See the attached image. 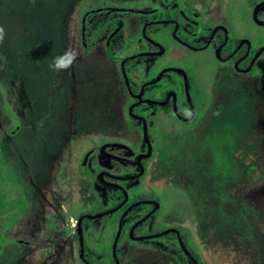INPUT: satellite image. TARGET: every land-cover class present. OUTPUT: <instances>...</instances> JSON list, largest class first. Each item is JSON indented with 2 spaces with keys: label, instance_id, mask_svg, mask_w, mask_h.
Here are the masks:
<instances>
[{
  "label": "rangeland",
  "instance_id": "1",
  "mask_svg": "<svg viewBox=\"0 0 264 264\" xmlns=\"http://www.w3.org/2000/svg\"><path fill=\"white\" fill-rule=\"evenodd\" d=\"M72 1L0 0V25L7 32V38L0 45V264H83L76 237L79 214L65 210H61L58 217L53 214L49 206V177L42 181L35 179L38 189L27 194V201L24 198L27 218L21 214L24 204L19 199L20 186L4 172V167L10 168L15 175L13 167L18 168L21 153L37 162L38 171L47 173L48 150H54L57 142L64 140L67 141V157L74 155L76 160H82L92 149L85 147L87 143H101L98 137L101 133L97 130L100 121H96L95 132L80 124L82 118L91 119L88 110L98 108L99 100L106 111L100 123L105 120L102 135L107 142H121L117 145L121 147L122 142L128 141V152L145 147L141 154L147 152V155L154 145L146 122L135 121L131 111L129 115L133 120L127 114L128 98L138 91V85L132 66L123 59L134 53L125 52L120 58V51H116L111 57L109 54L100 58L92 56L78 63L71 72L73 85L71 81L65 85L67 70L61 71L63 75L50 70L53 57L70 49L79 50L77 32L83 24L77 16L81 11L76 13L75 9L79 4L88 7L91 3L74 0V8ZM152 1L108 3L121 8L124 18L130 17L128 14L139 17L136 34L130 35L126 43L137 41L140 50L161 54L157 45L148 43L158 40L150 27L146 29L149 20L147 24L141 22L156 16L148 12V3ZM242 2L222 0L223 7L228 5L230 19L246 11L249 13L244 23L250 24L249 31L254 22L264 26V22L258 21L257 7L251 8L257 2L248 3L250 5ZM140 10L142 14L136 13ZM119 15L116 17H121ZM130 32L125 29L122 34ZM242 38L240 36L239 40ZM250 39L253 44L254 37ZM262 47L254 49L259 50L258 56H264ZM168 66L174 71H168L167 76L176 73L182 79L187 90L184 98L190 101L185 110L192 111L194 117V107L198 110L205 101L196 99L195 95L192 98L189 93L190 74L177 63ZM258 68L244 78L236 75L220 78L215 102L217 111L205 117L196 113L194 120L203 118L199 125L184 124L171 113L167 136L164 119L158 117L159 114L148 117L151 134L158 140L151 164L160 169L162 182L159 183L165 184L163 181L167 179L169 183L170 224L186 229H183L185 234L177 232L171 236H182L185 244L178 237V241L172 238L170 246L167 244L170 248L160 246L164 248L162 255L168 260L166 263L159 256L161 249L157 246L138 249L134 244L119 243L116 256L115 244L109 243L107 251L115 260L118 258L117 264L121 263L120 251L123 253L121 264H198L190 254L196 249L205 264H264V77L261 78L264 67L257 72ZM165 71L163 68L156 71L158 79L165 77ZM59 75L63 77L54 91ZM146 85L141 87V92L145 87L149 89ZM72 103L76 112L72 110ZM25 105L26 122L23 121ZM170 106L172 112L177 111L175 103ZM16 128L18 133L12 135ZM106 150L126 155L117 147ZM132 156L128 155L130 159ZM66 191L70 193L71 189ZM73 193L70 195L74 208L88 203L93 208L99 201L94 191L91 196L82 189ZM62 202L65 207L70 200ZM120 232L118 230L117 239ZM178 247L185 249L181 261L173 255Z\"/></svg>",
  "mask_w": 264,
  "mask_h": 264
},
{
  "label": "flooded vegetation",
  "instance_id": "2",
  "mask_svg": "<svg viewBox=\"0 0 264 264\" xmlns=\"http://www.w3.org/2000/svg\"><path fill=\"white\" fill-rule=\"evenodd\" d=\"M73 1L72 3L75 4ZM88 1L91 3L88 7H81L79 4V7L75 9L76 13L81 11L77 16L83 27H78V56L74 65L67 70L65 85L67 81L68 83L71 81L72 84L74 78L71 76V72L75 66L92 56L100 58L107 57L109 54L111 57V53L120 51L121 58L125 52L134 53L123 59L125 64L128 63L132 66L137 79L135 82L138 85V91L128 98L130 106L127 114L129 117L133 115L132 118L137 122L140 121L142 124L146 122L151 141L154 144L151 153L150 155H147V152L141 154L145 151V147L132 148V152H128L127 148L130 146V144L127 145L130 143L128 141L122 142L121 147L117 146L121 142L106 141L102 135L105 130V120L104 123H100L106 111L101 107L99 100L98 108L88 110L91 119L82 118L80 124L85 125L89 131L95 132L96 121H100L97 130L101 133L98 136L101 143H94L95 145L87 143L85 147L92 149L85 153L86 156L82 160H76L74 155L67 157V141L65 143L64 140H59L58 145L53 148L54 150H48L46 154L47 173L42 172L43 170L38 171L37 166L35 167L37 162H33L24 153H21L18 168L15 166L13 167L15 171L12 169L15 175L12 174L10 168L7 170L4 167V172L11 181L15 180L20 186L19 199L24 204L21 214L25 218H27L28 208L24 198L27 201V194L38 189L35 179L40 181L43 180L42 178L49 177L51 179L47 184L50 186L51 202L49 206L54 212L53 214L58 217L61 210L79 214L76 237L80 242L83 264H117L118 258L116 257L115 260L107 251L109 243L116 244V256L119 243L134 244L133 246L138 249H150L157 246L161 249L159 256L167 263L168 260L162 255L163 247L170 248L172 238L178 241L179 235L174 237L171 236L172 233L185 234L186 231L183 230L185 227L174 228L170 224L169 183L168 179L163 181L166 182L165 184L159 183L162 182L159 180L160 169L151 164L155 158L154 148L158 140H155L154 134H151L148 117H155L156 114H159L158 117L164 119L166 123L168 136L171 113L184 124L195 122L199 125L202 122L199 120H203L201 115L205 117L216 112L215 102L219 95L217 94V85L220 78H233V75L244 78L255 67H259L257 72L264 67V56L257 55L259 50L254 51L255 48L263 46L264 52V26L254 22L251 26L252 31H249L250 24L244 23V18L249 13L246 11L243 15L233 17L234 19L231 20L228 5L223 7L222 0H154L148 3L147 8L150 14H156V16L152 19L140 20L142 25L147 24L146 21L149 20L146 29L150 27L151 32L158 40H149L148 43L159 47L158 52L161 51V54H158L149 50H140L141 45L137 41L132 44L126 43L130 35L136 34L140 23H137L139 21L137 14L135 16L128 14L130 17L124 18L120 12L121 8L108 3L119 0H101V3L100 0H96L95 3L91 0ZM237 1H243L244 5L257 2L251 8L257 7L258 21L264 22V0ZM75 6L76 4L74 8ZM129 11L130 9H128V13ZM125 13L127 14V11ZM136 13L142 14L143 11H136ZM117 15L121 17H116ZM135 28L137 29L135 30ZM125 29H129L131 32L123 36L122 33ZM240 36L243 37L242 40H239ZM251 36L254 37L253 44ZM169 63L179 64L180 69L185 70L188 75L190 74L189 93L191 96L195 95L196 99L205 101L198 110L194 107V117L192 111L185 110L186 103L189 107L190 101L184 98L183 94L187 90L182 79L176 73L167 76L168 71H174L168 66ZM159 68L166 70L164 78L161 76L158 79L156 71ZM62 75L57 76V86L54 87V91L59 86ZM263 77L264 73L261 78L263 79ZM144 84H147L149 89L146 90L145 87L141 92V87ZM172 103L176 104L177 111L173 110L174 112H172L170 106ZM25 109L26 105L23 108L24 122H26ZM72 110L77 111L73 103ZM129 111L132 112L130 115ZM196 113L200 114V119L194 120ZM18 131L19 129L16 128L12 131V135H16ZM105 145L107 147L104 148ZM108 147L123 149L126 155L107 152ZM132 154V159H130L128 155ZM138 156H140L139 160ZM165 177L167 178V175ZM61 183H63L62 187H60ZM68 189H71L72 195L75 190L80 189L83 190V193L86 190L89 196L94 191L99 201L93 208L90 207V203L82 208L78 206L74 208L75 205L71 203L73 197L66 191ZM64 199L70 200L65 204V207L62 202ZM118 230L121 232L117 239ZM179 238H182V242L185 244L183 237ZM83 243L87 245H83ZM92 243L95 244L93 247ZM168 243L169 246H167ZM185 247L189 249V247ZM136 248L135 250H137ZM183 249L178 247L177 252L181 255H177V252V254L173 253V255L175 254L174 258L179 261L183 260L185 252ZM190 254L198 264H205L197 249L194 253L190 251ZM120 262H123L122 251H120Z\"/></svg>",
  "mask_w": 264,
  "mask_h": 264
},
{
  "label": "clouds",
  "instance_id": "3",
  "mask_svg": "<svg viewBox=\"0 0 264 264\" xmlns=\"http://www.w3.org/2000/svg\"><path fill=\"white\" fill-rule=\"evenodd\" d=\"M7 38V32L4 26L0 25V45H2ZM78 56V52L75 49L65 51L62 55L55 56L49 65L50 70L53 72L66 71L71 68Z\"/></svg>",
  "mask_w": 264,
  "mask_h": 264
},
{
  "label": "trees",
  "instance_id": "4",
  "mask_svg": "<svg viewBox=\"0 0 264 264\" xmlns=\"http://www.w3.org/2000/svg\"><path fill=\"white\" fill-rule=\"evenodd\" d=\"M185 236H187V235H185ZM114 263V262H113Z\"/></svg>",
  "mask_w": 264,
  "mask_h": 264
},
{
  "label": "water",
  "instance_id": "5",
  "mask_svg": "<svg viewBox=\"0 0 264 264\" xmlns=\"http://www.w3.org/2000/svg\"><path fill=\"white\" fill-rule=\"evenodd\" d=\"M116 245V244H115Z\"/></svg>",
  "mask_w": 264,
  "mask_h": 264
}]
</instances>
